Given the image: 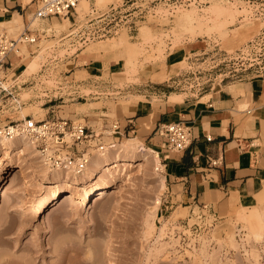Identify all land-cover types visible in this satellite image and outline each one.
Returning a JSON list of instances; mask_svg holds the SVG:
<instances>
[{"label": "rangeland", "instance_id": "obj_1", "mask_svg": "<svg viewBox=\"0 0 264 264\" xmlns=\"http://www.w3.org/2000/svg\"><path fill=\"white\" fill-rule=\"evenodd\" d=\"M99 1L102 2L96 7L105 10L113 0ZM172 1L175 0H143L142 6L148 12L135 29L126 31L123 28L114 37L97 39L82 46L69 44L67 33L74 21L70 14L44 18L32 15L23 22L0 24V31L11 37H17L28 25L31 36L36 37L35 42H21L19 51L25 46L27 50L24 57L16 52L11 65H6L7 69L0 73V89H6L0 91V125L26 116L33 120L63 117L88 126L84 119L74 118L69 105L81 101L89 103L82 107L83 110L96 107L108 117V126L104 128L99 120L95 130L100 132L104 147L97 150L96 140H91L86 147L90 155L135 136L113 134L114 109L124 101L115 93L119 88L95 90L82 86L86 81L85 74L70 75L72 64L68 62L76 54L89 51H95L97 55L101 51L103 57L117 59L122 54L111 45L120 36H125L124 39L134 43L137 49L133 59L136 66L125 68L124 65L123 68L122 75L126 79L122 81L126 83L136 80L139 69L162 62L167 53L180 47L186 50L178 64L179 72L184 75L179 84L182 91L202 89L225 77L264 73V15L251 14L242 5L215 0L202 7H177L169 14L167 5ZM89 5L88 2L84 7L79 3L76 6L79 23L89 18L86 16L91 11ZM211 5L222 10L227 8L226 11L231 13L236 11L230 14L231 17L228 12L221 13L220 8ZM190 11L199 20L197 24L200 22L202 26H196L195 21L185 26L179 24L178 16ZM151 12L157 16L153 17ZM213 19L218 23L211 24ZM141 25L143 29H150L151 35L143 37L140 31L145 34L146 29L143 30ZM212 25H215L214 29ZM99 45H106L108 50H101ZM41 48L44 53L38 67L29 73L21 72ZM95 79L100 81V78ZM49 106L52 107L47 110ZM21 112L25 116H20ZM25 140H13V149L21 148L25 153L12 155L9 161L12 166L8 165L9 159L4 160V165L11 168L0 197V264H107L108 259L113 264H264V230L256 234L259 227L264 226V220L255 223L248 219L246 215L252 208L234 207L227 214L218 216L197 206L176 207L174 202L165 200L166 188H158V170L155 169L158 165L151 156L146 160L132 159L133 165L111 168L109 172L104 166H91L92 172L100 169L110 187L105 196L92 198L87 220L81 217V208L67 210L62 199L52 202L38 217L36 203L39 197L62 186L51 188L46 181H39L44 176L45 164L36 150L37 154L30 153L33 146ZM0 147L2 157L9 149L2 148L1 144ZM124 153L119 152V156ZM114 157L115 153L108 154V158ZM21 167L26 172L16 175L14 171L19 172ZM67 173L74 172L65 170L64 176ZM72 192L78 196L79 189L74 188ZM157 196L159 204L155 205ZM257 205L264 210V199Z\"/></svg>", "mask_w": 264, "mask_h": 264}, {"label": "crops", "instance_id": "obj_2", "mask_svg": "<svg viewBox=\"0 0 264 264\" xmlns=\"http://www.w3.org/2000/svg\"><path fill=\"white\" fill-rule=\"evenodd\" d=\"M95 1L88 0L90 7L100 9ZM128 1L112 2L128 5ZM34 11L35 0H0V23L16 14L26 21ZM185 54L183 47L170 51L162 62L139 69L130 83L122 81L126 77L121 57L106 58L101 51L99 55L89 51L68 62L72 64L70 75L85 74L82 86L119 88L115 93L124 101L115 107L114 117L120 136L135 134L158 153L167 202L206 208L218 216L234 207L255 205L264 199V73L225 77L202 89L182 91L179 84L184 75L178 64ZM15 57L10 55V63ZM69 105L74 118L84 119L93 130L99 120L104 128L108 126L104 111L91 106L83 110L87 102ZM174 121L184 122L190 131V144L181 151L168 149L166 138L159 134L161 124Z\"/></svg>", "mask_w": 264, "mask_h": 264}, {"label": "built area", "instance_id": "obj_3", "mask_svg": "<svg viewBox=\"0 0 264 264\" xmlns=\"http://www.w3.org/2000/svg\"><path fill=\"white\" fill-rule=\"evenodd\" d=\"M80 0H35L34 17L44 18L52 15H73L67 37L71 46H82L97 39L114 37L123 28L135 29L138 22L145 19L148 9L142 6L143 0H129L125 3L112 2L105 10L91 8L86 15L89 18L78 22L76 6ZM213 0H175L167 5V12H174L177 7H202ZM225 4L242 5L249 9L251 14L264 15L263 0H215ZM98 13L96 15H92ZM76 15V16H75ZM153 17L156 13L151 12ZM91 16V17H90ZM138 28V27H137ZM31 30L24 28L17 37H11L0 31V73L4 72L10 64V55L19 50L21 42H35L36 37L31 36ZM0 75V79H1ZM6 90L1 87L0 91ZM113 134H119V123L114 121L111 125ZM159 134L166 138L167 148L173 151L185 149L191 141L188 126L182 121L161 124ZM23 136L38 152L41 161L50 168L71 170L80 174L86 167L90 153L86 147L91 140H96V149L104 147L100 140V132L92 128L63 117L33 120L22 118L11 120L0 125V138L12 139ZM214 162V161H213Z\"/></svg>", "mask_w": 264, "mask_h": 264}, {"label": "bare ground", "instance_id": "obj_4", "mask_svg": "<svg viewBox=\"0 0 264 264\" xmlns=\"http://www.w3.org/2000/svg\"><path fill=\"white\" fill-rule=\"evenodd\" d=\"M28 1H30V0H23V3H27ZM104 1H106V0H104ZM95 2H97L96 4H98V2H100V1L96 0ZM101 2H100V4H101ZM79 4H80V6L84 7V6L88 5V0H80ZM208 6H210V4ZM211 6L215 7L213 5H211ZM215 8H218V7H215ZM218 9H216V10H218ZM224 9L225 8H223V10L221 9L218 11H221V13H224V12L227 13L228 12V11H226L227 8H226V10H224ZM78 10H79V7H78ZM82 10L84 11V9H82ZM232 10H234L233 7H232ZM229 11H231V10H229ZM234 11H236V10H234ZM233 12L232 13L228 12V15L231 16L233 14ZM193 13H191V11H190V12L183 13L181 16H178L179 18L177 20H178L179 24L182 26H185L186 24L187 25L192 24L194 21H195V24H197V21H199V20L198 19L196 20L197 17L195 18L196 15ZM231 17H233V16H231ZM212 21L213 22L211 24H214V22L218 23V21H216V20L214 21V19ZM8 22L12 23V24L22 22L21 16L16 14L15 17L12 19L10 18V20H8ZM0 24H3V23H0ZM199 24H197L196 26L199 25V27H200L203 25L200 22H199ZM141 26H140V28H138L139 29L138 33L141 30ZM191 26L190 27L188 26L189 29L191 28ZM213 26L215 27V25H212L211 28ZM142 29H143V26H142ZM144 29H146V30H144ZM144 29L143 30H144L145 34L142 33L143 32L142 30L140 31L141 35L143 37L146 34L148 35L151 33V32H149L150 29L147 30V27H145ZM212 29H214V28H212ZM124 37L125 36H123V37L120 36L118 39L112 41L113 43H112L111 47H113V49L116 48L120 51V53L122 54L121 58L124 59L125 68L131 67V66L135 67L136 65L133 61L135 60L136 54H134V53H136L137 49L134 47V43L126 41V39H124ZM48 44H51V43L48 42ZM46 46H48V45H46ZM25 47H23V51L18 50L19 54H21L22 57H24L25 53L27 52ZM45 47H43V48L45 49ZM99 47L101 50H108L107 49L108 47H106V45L105 46L99 45ZM99 47H98V49H99ZM43 53H42V48H41L40 51L36 52V54H34V56L29 59V61L25 65V67L22 66L23 69L21 72L29 73L30 71L35 70L39 65V61L42 58ZM161 69H163V68H161ZM134 71H135V68H134ZM129 73H131V72H129ZM155 73H157V71ZM157 75H159V74L157 73ZM3 86H5V85H3ZM24 110H23V112H26ZM23 112H21L22 114L20 116H25V114ZM16 138H21V139L25 140L23 136H19ZM16 138H12V139L0 138V144H1L2 148L9 149L7 151L8 153L5 151L7 154L2 155V157L0 156V197L2 195L3 189L5 187V183L7 181V173L9 171V169L11 168V167H7V166L8 165L12 166L11 162H9L11 156L15 155V154H17L19 156V155H23L25 153L21 148L16 149V150L13 149V147H12L13 140ZM121 151L126 152V153H124V156H119V152H121ZM110 152L115 153L114 158H111V159L108 158V154ZM129 152H131V153H129ZM30 153L32 155L37 154V152L35 151L34 148L30 149ZM150 156L155 161V163L158 165L157 167H155V169L158 170V174L156 173L157 174L156 175V181H157V184L159 186L158 188L162 190L165 187V178H164V174H162L163 173V165L160 163L159 155L156 151L145 146L143 144V142L137 136H133L132 138H128L126 140V142H118V143L114 142L110 146L105 147L104 150L98 151L97 153L94 152L93 154L89 155V160L87 161L86 168L80 174H76V173L68 174L67 173V175L64 176L63 173H65V171L60 170V169H56V168H48L46 165L43 164L44 166L42 169V171H43L42 173H44V176H42L39 181L40 182L46 181L48 183L49 187H51V188H56L59 186H62V188H57L55 190H52V192H50L48 194H44V195L39 197V199L37 200V203H36V210H37L36 215L38 217H41L42 214H44V211L49 207V205L52 202L57 201L59 199H62V201H64L66 203V209L67 210H71V211L73 210L74 211V210L81 208V217L83 219L87 220L88 216H89L88 205H89L90 201L92 200V198L95 195H99L100 197L105 196L108 193V189L110 187V184L102 178V175L100 173L101 172L100 169L98 171L92 172L90 170V167L101 165V166L105 167L104 170L106 172H109V170L111 168L116 169V168H120V166L131 165L132 163L130 161L132 159H136L137 161L138 160H146ZM7 159H9L8 165L5 166L4 160H7ZM25 172H26V170L23 169L22 167L19 168V172H18V170L14 171V173H16V175H20V174H23ZM74 188L79 189L78 196H75L74 194H72L73 193L72 189H74ZM262 199L263 198H259L258 201L260 202ZM154 204L155 205L159 204V197L158 196L154 198ZM257 204L258 203H256L255 205H252V206H248V208H252V210H250V212L246 215V217L248 219H252L253 221H255V223L262 222L264 220V210L259 209L257 207L258 206ZM245 208H247V207H245ZM147 219H148V217L146 218V221H147ZM63 220H66V218H64ZM263 230H264V226L263 227L260 226L258 229V232L256 234H259ZM16 264H17V262H16ZM107 264H113L112 260L108 259Z\"/></svg>", "mask_w": 264, "mask_h": 264}]
</instances>
